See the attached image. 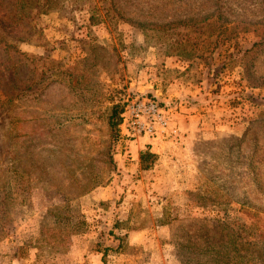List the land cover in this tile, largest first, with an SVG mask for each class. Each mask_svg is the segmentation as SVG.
Segmentation results:
<instances>
[{
  "label": "rangeland",
  "instance_id": "obj_1",
  "mask_svg": "<svg viewBox=\"0 0 264 264\" xmlns=\"http://www.w3.org/2000/svg\"><path fill=\"white\" fill-rule=\"evenodd\" d=\"M5 1L17 28L0 37L25 57L0 84V197L21 179L24 205L9 207L0 264H183L225 213L264 230V0ZM174 81L203 131L164 100ZM142 97L170 125L132 153L142 137L124 116ZM147 148L158 158L141 173ZM26 237L35 247L11 257Z\"/></svg>",
  "mask_w": 264,
  "mask_h": 264
},
{
  "label": "trees",
  "instance_id": "obj_2",
  "mask_svg": "<svg viewBox=\"0 0 264 264\" xmlns=\"http://www.w3.org/2000/svg\"><path fill=\"white\" fill-rule=\"evenodd\" d=\"M9 1L22 3L24 0ZM7 16L8 11L6 1L0 0V28L7 35L13 36V29L17 27L9 21ZM92 19L93 16L91 17V20ZM92 21L91 24L97 23H95L94 20ZM15 31L18 32L17 30ZM0 47L7 55L5 60H0V84H2L5 82V79L9 77L8 70L9 72L11 71V77H14L17 74L18 67L22 63L19 61L18 57L24 58L25 54L19 50L16 43L11 39L0 37ZM3 61L6 64L5 67H1ZM124 111V104L114 103L112 105L109 115V124L113 129H116L122 124ZM157 158V155L151 152L149 148L142 151L139 156L141 170L151 169L156 163ZM17 180L18 189L15 191H5L2 197H0V241L5 239L9 234L10 225L17 218L13 217L15 214L10 213L9 207L13 205L21 207V205H24L23 183H21V179ZM19 196H21V198H18ZM57 211L58 214L55 213V216H53L55 218L54 225L57 223L71 225L74 218H76L75 214L70 213L69 211H63L60 209H57L56 212ZM20 212L21 209L18 213ZM50 214H53V212L50 211ZM215 222L216 224L212 226V231H214V233L210 239L203 240V243L198 246L194 244L186 245L190 253L186 256L183 264H264V230L259 229L258 222L245 224L241 219H237L228 213H225L224 217H220L215 220ZM75 224L79 226L80 220H77ZM41 229L44 238L39 242L55 244L54 239L51 241V237L45 236L47 231L43 232L47 230V227L42 226ZM51 230L54 231L53 228ZM240 242H244V247L242 249ZM33 247H35L33 237H26L22 245L13 249L11 257L18 259L22 258L24 257V252L30 251ZM106 253L107 252H104V260H106Z\"/></svg>",
  "mask_w": 264,
  "mask_h": 264
},
{
  "label": "built area",
  "instance_id": "obj_3",
  "mask_svg": "<svg viewBox=\"0 0 264 264\" xmlns=\"http://www.w3.org/2000/svg\"><path fill=\"white\" fill-rule=\"evenodd\" d=\"M123 123L130 137L163 136L170 125L169 118L159 103L144 97L132 101Z\"/></svg>",
  "mask_w": 264,
  "mask_h": 264
},
{
  "label": "crops",
  "instance_id": "obj_4",
  "mask_svg": "<svg viewBox=\"0 0 264 264\" xmlns=\"http://www.w3.org/2000/svg\"><path fill=\"white\" fill-rule=\"evenodd\" d=\"M169 92L167 95H164V100H167V101H172V99H180V102L177 104V108H180L181 109V113L183 112L184 114H180V122L182 123L183 127H185L184 125L186 123H198L197 125L198 126H201L202 129H200L201 131L204 130V127H202L203 125H206L208 122H206V115L205 113H201L200 111L197 112L196 111V106L195 105H192V104H188V103H185V100L182 99V97L184 96V86L179 83L178 81H174V82H171L170 83V87H169ZM157 94L159 95L160 92L158 91ZM176 96V97H175ZM196 107V108H194ZM208 133V132H207ZM207 133H202L203 135H206ZM128 144H129V147H130V151L133 153V147L136 148L138 151H141L143 149H145V147L150 143L148 141L147 138H138V139H135V140H127ZM138 168H140V165H136ZM140 172L142 173L143 172H152L153 170H148V171H144V170H141V168L139 169Z\"/></svg>",
  "mask_w": 264,
  "mask_h": 264
}]
</instances>
